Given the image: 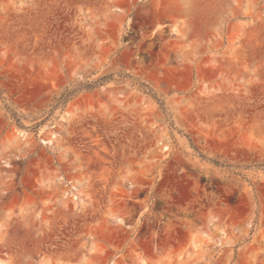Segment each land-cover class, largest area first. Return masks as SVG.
I'll return each mask as SVG.
<instances>
[{"label":"rangeland","instance_id":"rangeland-1","mask_svg":"<svg viewBox=\"0 0 264 264\" xmlns=\"http://www.w3.org/2000/svg\"><path fill=\"white\" fill-rule=\"evenodd\" d=\"M0 262L264 264V0H0Z\"/></svg>","mask_w":264,"mask_h":264},{"label":"crops","instance_id":"crops-1","mask_svg":"<svg viewBox=\"0 0 264 264\" xmlns=\"http://www.w3.org/2000/svg\"><path fill=\"white\" fill-rule=\"evenodd\" d=\"M0 264H4V263L0 262Z\"/></svg>","mask_w":264,"mask_h":264}]
</instances>
